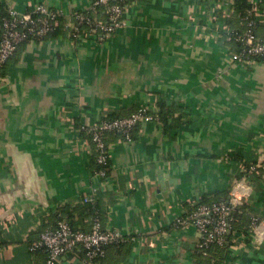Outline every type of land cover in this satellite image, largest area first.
Wrapping results in <instances>:
<instances>
[{"label":"crops","instance_id":"obj_1","mask_svg":"<svg viewBox=\"0 0 264 264\" xmlns=\"http://www.w3.org/2000/svg\"><path fill=\"white\" fill-rule=\"evenodd\" d=\"M89 1L1 3L21 11L45 3L69 17ZM233 1L141 0L101 43L75 44L64 18L62 32L17 47L0 77V264H45L29 244L59 205L83 196L99 205L102 227L124 238L101 264H193L183 244H195V228L171 222L197 197L223 199L241 183L249 223H261L226 259L264 264V170L246 179L239 170L264 151V62L229 60L223 34ZM158 101L179 106L182 122L140 123L130 139L106 133L108 177L94 176L93 145L78 126ZM56 264L98 263H84L75 247Z\"/></svg>","mask_w":264,"mask_h":264},{"label":"built area","instance_id":"obj_2","mask_svg":"<svg viewBox=\"0 0 264 264\" xmlns=\"http://www.w3.org/2000/svg\"><path fill=\"white\" fill-rule=\"evenodd\" d=\"M125 0H90L88 7L83 11L73 12L69 17L59 10L45 3H36L25 10H17L12 6L5 7V15L0 19V67L15 53L19 44L30 39H44L53 32L57 25L58 17L66 19V26L70 30L71 40L77 44L84 39L101 43L111 37L124 24V12L129 4ZM141 0H130V3ZM1 2V0H0ZM250 7L240 16V22L244 25L243 32H235L224 29V39L230 37L241 46L239 52L229 53L228 58L235 63L250 64L256 62V57L264 56V38L254 32L258 26L264 28V10L258 7V0H248ZM104 12L106 18L100 16ZM85 23L87 31L79 33L78 25ZM1 77V75H0ZM158 108L156 106L140 105L134 112L127 116L107 119L106 116L98 121L80 127L85 136L89 138L96 152L95 161L98 168L93 169L92 174L100 179H106L108 172L106 165L109 162V146L105 141L106 133L120 135L130 139L131 130L140 123L158 121ZM239 170L246 179L258 175L264 170V151H260L254 160L240 162ZM243 180V179H241ZM244 184H237L231 189L228 197L211 202H203L201 198L194 200V206L189 214L177 216L171 222L173 230L186 228L192 225L199 235L195 248L202 254H206L212 245L224 246L228 242V234L231 233V241L245 243L248 235L261 222L253 217L247 225L246 233L243 231H231L233 214L241 212L244 204L242 188ZM80 201H94L90 196H83ZM124 241L117 232L102 227L97 217L90 223L88 231L76 230L65 220H58L54 224L45 226L37 239L29 244L30 251L41 250L45 253V264H56L59 257L79 247L83 252L84 263H93L96 258L104 256V247L109 244ZM230 255L227 256L229 258ZM229 263L227 259L225 264Z\"/></svg>","mask_w":264,"mask_h":264},{"label":"trees","instance_id":"obj_3","mask_svg":"<svg viewBox=\"0 0 264 264\" xmlns=\"http://www.w3.org/2000/svg\"><path fill=\"white\" fill-rule=\"evenodd\" d=\"M129 1L130 0H125L124 3L130 4ZM249 7H250V3H248V0H234L232 4L230 5L231 13H230V17L228 19L226 18V24H228V26L230 25L229 27H231L230 29L233 30V33L243 32L244 25L243 23L240 22V16L244 14ZM258 7L264 10V0H261L259 2ZM99 14L102 18L104 19L106 18V15L104 12L100 11ZM4 15H5V7H4V4L0 2V19H1V16H4ZM57 22L58 23L55 26L53 32H51L47 36H50L53 34L56 35L59 32H62L63 29H66L64 17L62 18V16H59ZM78 28H79L80 34H83L87 31V25L85 23L79 24ZM258 28H263V26L262 27L258 26L254 29V32L256 33V35L258 34L257 33ZM69 37L71 38L70 30H69ZM225 42L227 43V45L231 48L233 52L236 53L241 50V46L237 44L235 41H233L231 37L229 39H226ZM256 60L264 62V56L256 57ZM5 65L6 63L2 67H0L1 76L4 73ZM157 107H158L159 120L164 125L165 129L177 127L182 122L184 118L183 117L184 114L179 106H176L172 103L166 104L163 101H158ZM135 110L136 108L124 116L131 114ZM121 115L122 114L112 113V114L107 115L106 118L111 119V118L121 117ZM78 127L80 128V126ZM92 152H93L92 153L93 169H96L98 168V164L95 161L96 152L94 151V149ZM228 155H230L231 157L232 152H229ZM240 157L241 155L239 154V152H236L232 156V158L236 160L237 159L240 160L241 159ZM108 166H109V162L106 165L107 171H108ZM201 200L203 202H211V201H205L203 199ZM214 201H217V200H214ZM241 209H242L241 212H236L232 216L233 217L231 221V229H232L231 231L232 232L233 231H243L244 233H246L247 231L245 228L247 227L246 225H248L250 219H249L248 214L246 213V210L243 208V206L241 207ZM94 217H97L99 221L101 222L100 208L95 200L85 201V202L79 201L78 204H75V206H72V207H70L67 203L63 205H59L58 208H56V210L50 215V218L52 220L51 224H54L58 220H65L71 225L73 229L83 230V231L89 230L90 223ZM231 237H232L231 233L228 234V242L224 244V246H217V245L210 246L206 254H202L200 250L195 248L192 251L193 264H223L227 256L230 254V247L233 245V242L231 241ZM250 238H251V233L248 235L246 240H249ZM123 243L125 242L119 241L118 243L106 245L104 247L105 249L104 256L96 258L93 263L96 262L98 264H101L104 258L106 257L107 251L110 248V246H115L116 249L119 250ZM31 252H35V251H31Z\"/></svg>","mask_w":264,"mask_h":264},{"label":"water","instance_id":"obj_4","mask_svg":"<svg viewBox=\"0 0 264 264\" xmlns=\"http://www.w3.org/2000/svg\"><path fill=\"white\" fill-rule=\"evenodd\" d=\"M199 236V235H198ZM185 247L189 248V249H195V244H190V243H184L183 244Z\"/></svg>","mask_w":264,"mask_h":264},{"label":"rangeland","instance_id":"obj_5","mask_svg":"<svg viewBox=\"0 0 264 264\" xmlns=\"http://www.w3.org/2000/svg\"><path fill=\"white\" fill-rule=\"evenodd\" d=\"M226 260V259H225Z\"/></svg>","mask_w":264,"mask_h":264}]
</instances>
